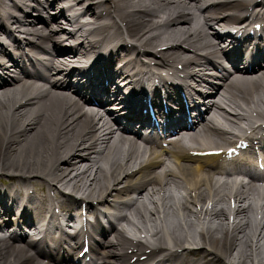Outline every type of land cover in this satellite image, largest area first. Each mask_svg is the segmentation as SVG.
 <instances>
[{"label":"bare ground","instance_id":"6f19581e","mask_svg":"<svg viewBox=\"0 0 264 264\" xmlns=\"http://www.w3.org/2000/svg\"><path fill=\"white\" fill-rule=\"evenodd\" d=\"M17 2L20 6H22V3H25L23 0H18ZM117 3L119 5L120 18L126 21L127 27L132 23L142 31L158 22L164 23L163 27L143 35L146 43H154L153 40L157 39L159 43L156 44V47L164 42L163 44H187L192 48L201 47L204 43H198L196 39V37L203 34L202 26L197 22L192 23V19L186 14L188 2L175 0H119ZM190 5L194 6L196 4L191 3ZM218 5L221 10H224L227 6H235L231 0H219L212 6L216 7ZM87 8L91 11L90 7ZM234 9H237V6ZM12 11L11 9L7 10L8 14L5 18L7 24L11 25V23H15L16 28H21L23 26L22 23L25 21L22 18L16 17ZM144 16L148 17L146 22H142ZM222 16L228 17L226 14H217L214 18ZM172 21L177 24L175 27L165 26V23ZM24 28L21 29L22 33H24ZM59 28H61L60 24L57 23L56 26L52 25L48 29L43 27L42 31H48L50 35L53 33L56 36ZM30 30H32L31 32L34 35L42 33L37 26L30 29L25 28L26 32ZM3 39L4 36L0 32V41ZM208 44H210V41H205L203 46L205 47ZM0 47H2L1 44ZM180 52L181 48L172 47L165 53L169 59L189 61L188 64L193 61V55L187 58V56ZM55 61L58 68H62L65 65L63 59L58 58ZM72 101L71 97L65 93L53 91L49 88L44 89L32 86L17 78L0 85V174L10 169H17V167H23L17 169L19 171L32 173L29 170L34 168V173L41 172V174L37 173L41 178L46 179L44 175H47L56 180L57 183H60L65 182L63 174L59 173L58 169L50 170L48 168L49 163H53L54 160H57V162L66 160L68 161L67 164L70 165L74 161L81 160L85 162V165L80 173H75V186H81L89 190L98 188V192H106L109 189V185L106 187L104 184V167L101 163L96 165L97 163L92 162L95 161V158L88 157L89 155L85 156L86 152L90 151L85 145L87 146L89 142L92 145L91 148L96 149L97 153L99 150L108 163L112 161V169L115 171L121 165L128 167L132 163L126 159L122 160L121 150L113 148L114 139L108 132H105V129L98 126L93 112L89 113L85 111L80 104L77 102L73 103ZM36 102L39 103V106L36 105ZM246 106H249V104L246 103ZM64 107L65 111L63 112ZM96 127L99 128L98 132H101V136L97 140H95L97 134L95 131ZM72 139H75L73 143ZM77 142H80L78 147L76 145ZM67 149H69L66 152L67 155H62L63 151ZM83 149L85 152L81 154ZM152 160L153 156L140 163V165L144 164L145 166ZM158 164L159 160H156L154 165ZM185 169L183 177H181V173L179 174L180 171L164 169L154 171L152 178L157 179L158 183L164 185H170V183L176 182L178 181L177 179L181 178L179 186L183 187L185 185L188 195L191 191H197L200 188L201 194L198 201L203 199L204 190L210 187L207 191L206 199L210 200L213 198V184L210 186V183L214 182L213 177L210 174H200L191 166ZM92 171H94L95 176L92 179V183L87 185L88 181L85 182V179L91 176ZM220 179L221 177L217 178V186L214 188V199L223 198L224 195L228 196L230 189L234 185L239 184L233 178L229 181H221ZM22 180H26V178H22ZM158 183L157 185H159ZM158 188V194H160V185ZM253 194L249 189L237 187L236 196L238 200L242 196L244 201L238 206L237 212L241 213V216L235 234L231 236H229V225L226 228L225 223L221 221L223 220L222 208H215L210 213L213 217L218 216L219 223H209L200 231L197 229V224L193 222L190 214L186 212V216L183 218V223H186L188 227L186 230L185 225H182V220L174 218L172 205L168 204L167 200L164 199L162 206L166 211V219L161 226L160 241L155 244V247L163 245L169 240L180 244L184 241L185 236L187 237L186 241L193 243L197 240L195 236L201 233V237L199 236V238L203 239L204 242L208 240L213 247V253L205 251V255L213 254L208 259L210 264H222L223 254L233 264H264V219L261 222L257 220L259 215L262 217V212L264 215V204L261 207L253 205L255 201L253 199L250 201L249 199L253 198ZM101 195L103 196L104 194L102 193ZM167 198H171L170 187H168ZM222 201H225V197ZM143 203L145 205L144 208H147L146 203L144 201ZM181 206L186 208L184 203ZM208 209L200 208V210L196 209L194 211L198 215L200 213L207 214ZM157 212L160 217V210ZM139 217L142 219L144 216L140 213ZM256 221L260 226L257 225L251 236L247 237V230L251 222ZM165 224L166 228H164ZM32 225L36 228L35 223H32ZM18 229L20 230L21 227ZM190 231L193 233L191 240L188 239ZM258 234L259 242L256 243ZM19 240H21L19 237H4L0 234V264H44L31 251L33 244L27 241L25 247L14 243V241ZM13 256L15 257V262H12Z\"/></svg>","mask_w":264,"mask_h":264}]
</instances>
